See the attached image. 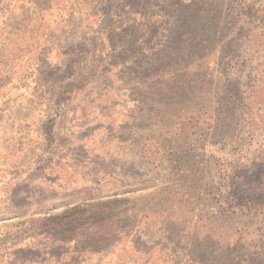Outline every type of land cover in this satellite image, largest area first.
<instances>
[{"label": "rangeland", "instance_id": "1", "mask_svg": "<svg viewBox=\"0 0 264 264\" xmlns=\"http://www.w3.org/2000/svg\"><path fill=\"white\" fill-rule=\"evenodd\" d=\"M0 264H264V0H0Z\"/></svg>", "mask_w": 264, "mask_h": 264}]
</instances>
